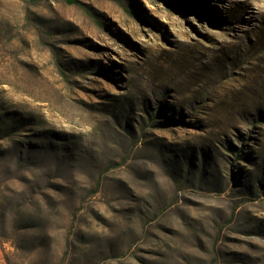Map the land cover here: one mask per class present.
Masks as SVG:
<instances>
[{
    "label": "rangeland",
    "instance_id": "374dc122",
    "mask_svg": "<svg viewBox=\"0 0 264 264\" xmlns=\"http://www.w3.org/2000/svg\"><path fill=\"white\" fill-rule=\"evenodd\" d=\"M0 264H264V0H0Z\"/></svg>",
    "mask_w": 264,
    "mask_h": 264
},
{
    "label": "trees",
    "instance_id": "16d2710c",
    "mask_svg": "<svg viewBox=\"0 0 264 264\" xmlns=\"http://www.w3.org/2000/svg\"><path fill=\"white\" fill-rule=\"evenodd\" d=\"M66 1L69 3H75L76 2V0H66ZM0 242H3V238L1 235H0Z\"/></svg>",
    "mask_w": 264,
    "mask_h": 264
}]
</instances>
